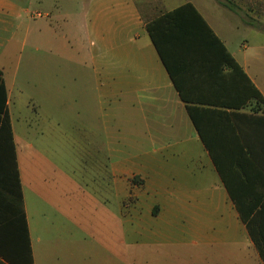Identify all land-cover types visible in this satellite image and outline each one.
<instances>
[{"label":"crops","instance_id":"obj_1","mask_svg":"<svg viewBox=\"0 0 264 264\" xmlns=\"http://www.w3.org/2000/svg\"><path fill=\"white\" fill-rule=\"evenodd\" d=\"M81 1L78 18L64 14L79 33L69 28L66 42L46 44L39 26L28 45L29 32L18 31L26 10L0 0V68L15 145L11 161L0 155V209L25 214L29 236L27 251L0 237V261L264 264V212L255 240L189 109L212 144L229 148L227 160L246 166L228 177L240 208L264 211V143L249 138L264 121L248 81L264 96V30L236 23L260 51L249 53L246 44L234 51L218 20L229 13L217 0ZM189 3L199 15L190 7L169 15ZM45 46L48 74L34 83L23 75L24 53L25 66H33ZM224 46L240 68L227 62ZM32 88L35 105L26 93ZM13 94L21 111L35 112L29 146L38 155L21 154L31 124L20 110L15 123ZM246 144L256 146V158ZM76 146L71 169L67 152ZM73 182L85 204L80 217L72 211Z\"/></svg>","mask_w":264,"mask_h":264},{"label":"rangeland","instance_id":"obj_2","mask_svg":"<svg viewBox=\"0 0 264 264\" xmlns=\"http://www.w3.org/2000/svg\"><path fill=\"white\" fill-rule=\"evenodd\" d=\"M17 5L21 7V9L25 13H23V21L21 22V26L18 31H20L23 35L26 33V31L29 32V35L27 37L28 45L31 43L35 44L36 37H35V27H42L41 31V37L40 40L42 42H45L46 44L50 41L55 40L56 42L64 43L66 42L65 34L68 33V29H71V33L78 30V26H76L75 23L71 22L70 24L68 21L64 20V14L68 15L71 14L73 18H78L80 15V7L82 4L81 0H12ZM217 2L220 4L222 9H225L227 13V16L230 17V20H226L223 16L218 17L222 32L228 36L231 40V47L234 51H237L239 48H241L243 45H250L252 48L249 50V53H254L255 51H260L255 47V43L252 42L250 38H248L246 29L243 26H240V24L236 23H243V24H254L260 28L264 29V0H217ZM51 15L48 14V12H51ZM18 19H13L14 22H16ZM68 20V19H67ZM16 23H19L18 21ZM55 29L57 31V35H55V38L51 33H48V29ZM252 42V43H251ZM260 52H264L262 49ZM27 52L24 54L26 55ZM48 46H45L43 48L38 56L35 57V62L33 66H25V60L28 59L27 56L24 55V69H23V75L28 79H33L35 83V78H37V83L41 82L43 79L46 80V76L48 74L47 72V56H48ZM56 59H60L61 63H63V58H59L56 56ZM14 61V60H13ZM13 61H9L6 70H5V76L9 83L11 84V81L13 80L15 73H16V67L15 63H12ZM73 64V62H72ZM71 74H75L77 70L75 69V65L71 67ZM38 76V77H36ZM22 77V74L19 76V78ZM27 79V80H28ZM16 92V89H15ZM14 92V93H15ZM27 94L33 95V98H29L28 101L31 103V105H35V90L32 88V90H27ZM13 100L15 104H12V110H13V116L15 123H18V117L20 116L19 110L21 111V105H22V99L17 98L16 94H13ZM32 107V106H31ZM24 117L30 118V134L29 136H25V141H20V149L21 154H32L35 153L36 155L39 154L37 147H30L29 143L33 142L35 143V112L31 108V113H24L21 111ZM226 147V146H225ZM70 149V148H69ZM79 147H72L70 151L67 153V159L68 161L71 160V169H73L74 165H77L78 163L75 160V157L78 154ZM66 152V151H65ZM63 154V152L56 150L55 154ZM31 164V163H29ZM66 164L68 162L66 161ZM36 170L41 171V168L36 164ZM76 184L73 182L72 186V211L73 213L77 214V216H82L80 213L82 212L81 209L84 210L85 204H82L81 200H79L80 196L79 193L76 191ZM78 197V198H77ZM84 217H86L85 211L82 213Z\"/></svg>","mask_w":264,"mask_h":264},{"label":"trees","instance_id":"obj_3","mask_svg":"<svg viewBox=\"0 0 264 264\" xmlns=\"http://www.w3.org/2000/svg\"><path fill=\"white\" fill-rule=\"evenodd\" d=\"M187 7L194 9V11H196V13L199 15L197 10L190 3L176 9L169 15L181 13V11H183ZM148 28L151 33V36L153 37V40L155 41L157 46L160 47V42L154 30L153 24L149 23ZM224 50H225V57L227 62H229V64L233 67L240 68L234 57L229 52H227L225 46H224ZM248 81H249V85H251V87L254 88V92L249 93V96H252L256 101V105L253 107V111L254 113H261L262 115H260L258 118L259 120L264 121V96L257 88H255V86L250 81V79ZM7 100H8V92L3 78V70L0 68V155L2 157L5 156L8 160L11 161L15 157V145H14V135H13L11 119L7 107ZM189 109L191 111V115L196 125L199 127V132L201 134V137L203 138L208 149L211 152V155L214 159L215 165L219 173L221 174L223 180L227 184V187L229 188L232 196L236 200L242 218L247 222L248 228L252 236L256 240L255 227H256L257 219L264 211L263 210L256 211L255 209L244 210L240 208V203L238 201V198L234 194V191L228 180L229 175L233 174L235 171H241V172L246 171V166L239 162L236 163V165H234L235 161L232 162L227 160L232 156V153L228 151L229 148L212 144L210 138L206 136V132L202 128H200V124L198 122V119L194 115V112L190 107ZM248 118L250 119L251 116H249ZM262 125L263 126L261 128L260 127L257 129L255 128L256 129L255 135L251 137L249 136V138H251L253 141H256V139L259 138L261 139L262 143H264V122ZM237 137L239 138V135ZM246 146L248 148V152L256 158L257 157L256 146L253 144H246ZM13 197L17 198L18 211H19V206L23 205V200L21 198V191H20V182H18L17 196L13 195ZM11 216L13 217L11 218ZM0 237L4 238V240L2 241L7 242L6 244L9 245L15 244V246H17V249L18 248H20V250L26 249L27 251L29 249V236H28V227L26 224L25 214L21 217L19 213L15 215L10 211H5L3 209H0ZM0 264H5V263L0 261Z\"/></svg>","mask_w":264,"mask_h":264}]
</instances>
